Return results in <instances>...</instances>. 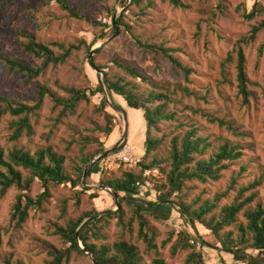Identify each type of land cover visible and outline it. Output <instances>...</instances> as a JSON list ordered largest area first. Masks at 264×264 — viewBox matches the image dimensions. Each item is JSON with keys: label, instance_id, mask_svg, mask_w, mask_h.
<instances>
[{"label": "rangeland", "instance_id": "374dc122", "mask_svg": "<svg viewBox=\"0 0 264 264\" xmlns=\"http://www.w3.org/2000/svg\"><path fill=\"white\" fill-rule=\"evenodd\" d=\"M181 1L184 4L182 7H174L167 0H140L139 5L131 3L130 0L125 5L123 0H69L74 10H81L100 22L92 25L85 20L69 16L57 3L46 4L45 0H0V49L3 54L19 58L31 66L40 63L39 59L23 50L20 43L24 39L18 35L19 32L33 33L38 41L45 43L57 41L66 45H77L81 41L85 42L72 51L65 63L56 66L50 64L43 74L30 82H27L22 74L8 73L0 63V93L19 103L31 105L37 97L36 84L40 83L47 85L60 97H67L61 86L84 89L89 97L88 101L77 102L72 112H66L57 120L62 107L53 108L51 99L46 96L41 108L30 116L34 134L23 135L15 141L9 140V135L12 131L10 123L16 117L5 114L0 120V147L6 153L13 147L34 152L49 145L58 154L64 155L66 172L75 176V167L80 164L82 157L92 154L102 145L109 149L120 140L124 128L120 109L123 108L128 123L125 143L132 156L137 159L144 156L146 126L142 113L140 110L129 108L116 95L113 96L118 105L115 109L105 88L103 94L96 92L98 79H103L104 75L89 62L90 52L87 53L86 45H90V51L100 48L97 54L94 49L91 57L94 56L96 65H105L104 71L108 76L132 80L142 91L155 89L168 94V110L173 111L174 117L162 120L159 131L151 132V135L163 138V142L154 152L158 159L167 158L172 136L183 135L191 127H196L197 134L211 143L209 152L224 142L240 146V159L221 171L218 180L206 184L187 183L194 186L188 192L186 203L204 193V197L210 198L222 194L220 205L230 204L242 188L256 179H261V184L255 189L245 191L242 198L254 193L255 200H263L264 31L258 32L253 41L242 46L249 79L248 105L242 104L237 91L236 41L264 19V12L258 13L251 20L243 18V13L250 11L254 2L259 1L264 5V0ZM122 14L123 22L131 26L132 35L125 32L123 26H119L117 32H111L113 16L117 19ZM102 30L108 35L100 39ZM133 36L141 41L163 44L174 49L173 55L191 69L188 79H185L180 70L173 69L170 62L161 55L142 50ZM92 41L95 43L91 44ZM52 49L55 53L60 52L55 46H52ZM115 59L136 67L148 81H139L129 76L114 62ZM103 96H108L109 100L104 110L113 115L114 128L109 135L104 131L106 120L104 110L100 108ZM221 120L224 123H221ZM99 155L101 154L95 157ZM97 161L99 162L96 170L85 182L87 186L83 185L89 190L80 194L79 204L75 203V189L59 184L50 189V197L41 208L32 207L28 211V218L19 237L11 238L10 231L1 232L0 264H4V258L9 253L29 264H47L45 261L50 257L39 253L33 247L32 238L40 237L58 248L65 247L58 235L51 234V222L64 226L67 220L90 213L83 219V223L93 216L105 215L104 211H115L119 207L120 196L116 205L112 189H106L104 186L107 185L104 183L121 178L125 171L138 173L139 166L111 163L106 157ZM161 166L163 171L158 169L157 177H151L153 186L140 188L138 198L157 201L158 191L154 189V184H165L169 169L167 162H163ZM19 169L23 176L29 174L28 171ZM233 180L235 183L231 186ZM40 191V182L34 180L28 194L34 197ZM93 191L99 196L91 199L89 195ZM16 193L17 190L12 187L0 199L2 228L8 227L10 208ZM155 207L154 213L165 219H155L150 215L147 218L150 225L159 232L156 243L160 245L169 231L173 229L178 232L185 223L174 208H161L157 205ZM126 217H129V213H126ZM238 223H245L242 212L237 215V222L224 230L232 229L237 235ZM97 226L100 227L103 237H91L90 241L110 246L124 239L135 244L144 264H149L153 255L144 253L143 242L136 239V224L133 225L132 231H123L117 226L114 218H104ZM197 232L210 243L217 242L202 226L197 225ZM192 241L196 250L203 251L206 264H242L230 253L218 251L213 246L203 247L199 241ZM170 244L159 247L161 256L167 264H183L188 251H179L172 257L169 253ZM79 245L82 246L81 243ZM62 264L95 263L86 252L80 254L72 251L69 261Z\"/></svg>", "mask_w": 264, "mask_h": 264}, {"label": "trees", "instance_id": "16d2710c", "mask_svg": "<svg viewBox=\"0 0 264 264\" xmlns=\"http://www.w3.org/2000/svg\"><path fill=\"white\" fill-rule=\"evenodd\" d=\"M127 1L123 0V4L125 5ZM130 1L136 5L140 3V0ZM167 1L174 7L184 6L181 0ZM52 2L57 3L71 17L85 20L92 25L100 24L98 20L92 19L81 10H74L69 0H45L46 4ZM149 4L151 3L149 2ZM262 12H264V5L259 1L254 2L251 10L243 13V18L251 20ZM122 17L123 14L116 19L117 27L112 24L111 32L115 33L116 28L123 26L124 31L132 35L131 26L124 23ZM260 31H264V19L257 25L252 26L248 34L242 35L236 41L237 91L243 105L249 104L250 91L242 46L253 41ZM18 35L24 39L20 43L23 50L32 57L39 59L40 63L31 66L19 58L3 54L1 49L0 63L8 73L24 75L27 82L43 74L50 64L56 66L65 63L73 50H77L81 44H85L84 41L77 45L72 43L66 45L57 41L45 43L38 41L33 33L19 32ZM107 35L106 31L102 30L99 38L103 39ZM133 39L142 50L161 55L167 59L173 69L180 70L185 79H188L191 69L183 65L173 55L174 49L165 47L163 44L141 41L134 36ZM93 43L95 41H92L91 44ZM52 46L57 47L60 52L55 53ZM86 50L87 53L90 52V45H86ZM99 52L100 48L94 50L95 54ZM93 57L91 65L104 75V84L102 86L97 83L96 92L103 94L105 88L111 99L112 107L115 109L118 105L114 101V95L120 97L129 108L140 110L142 113L146 126L145 153L140 159L139 169L156 167L163 171L161 164L167 162L169 169L166 173V183L154 184V189L158 191V194L156 195L157 201L153 202L137 197L141 192V187L135 184L136 180L141 178L139 173L125 171L121 178L105 181L104 184L120 196L119 207L105 215L93 216L82 225L83 219L90 213L71 218L66 221L64 226L57 222H51L49 224L51 234L58 235L63 240L65 247L58 248L45 239L33 237V247L39 253L50 257L45 262L47 264L67 263L72 251L85 254V250H88L95 264H144L137 246L124 239H120L110 246L105 243L98 244L90 241L91 237H103L100 227L97 226L98 222L104 218H114L117 226L123 231H132L133 225L136 224V239L143 242L144 253L153 255L149 264H167L160 254L159 247H164L168 243H171L169 253L172 257L179 251H188L183 264H206L203 251L196 250L195 245L190 243V240H194V243L199 241L203 247L213 246L218 251L230 253L235 260L240 261L242 264H264V199L255 200L254 193L242 198L245 191L258 187L261 184V179H256L242 188L236 199L230 204L220 205L222 194L210 198L204 197V193H200L189 203L185 202L188 192L194 186H189L187 183L206 184L218 180L221 171L226 170L231 163L240 159L242 155L240 146L224 142L209 152L211 143L205 137L197 134L196 127H191L183 135L172 136L167 158L165 160L158 159L154 152L163 142V138L151 135V132L159 131V124L162 120L174 117L173 111L168 110V94L158 92L155 89L142 91L132 80L108 76L104 71L105 65H96ZM114 62L134 79L148 81L147 77L131 64L119 62L117 59ZM36 88L37 97L31 105L19 103L0 93V120L5 114L16 117L10 123L12 131L9 140L11 141L18 140L23 135L32 136L34 134L30 116L36 114L41 108L46 96L51 99L53 108L62 107L57 120H60L66 112H72L76 103L80 100H89L88 93L84 89L61 86V89L67 93V97H60L45 84L38 83ZM107 105L108 102L103 96L100 108L104 110ZM104 116L106 120L104 131L109 135L114 128L112 124L113 115L104 110ZM220 122L224 123L222 120ZM106 149L102 145L92 154L82 157L80 164L75 167L76 175L72 176L64 168V155L58 154L49 145L38 148L34 152L20 147H13L6 153L0 147V199L4 197L10 188L13 187L17 190L10 208L8 227H0V234L2 231H10L11 238L19 237L28 218V211L32 207L41 208L43 203L50 197V189L59 184L69 185L75 189V203L79 204L80 194L89 190L81 182L84 168L96 155L104 153ZM98 162H94L87 170L85 182L96 170ZM19 168L28 171L29 174L23 176ZM34 180L40 182L41 191L31 197L28 191ZM234 183L235 180H233L231 186ZM89 196L94 199L99 194L93 191ZM156 205L161 208H174L185 223L180 231L175 232L173 229L169 231L160 245L156 243L159 232L150 225L147 218L150 215L155 219H165L154 213ZM241 212L245 223H238L239 232L237 235L234 234L232 229L224 230L237 222V215ZM126 213H129V217H126ZM197 225L202 226L217 242L212 244L203 239L197 232ZM79 243H81L83 249ZM4 264L29 263L15 258L12 253H9L4 258Z\"/></svg>", "mask_w": 264, "mask_h": 264}, {"label": "built area", "instance_id": "2783aa9c", "mask_svg": "<svg viewBox=\"0 0 264 264\" xmlns=\"http://www.w3.org/2000/svg\"><path fill=\"white\" fill-rule=\"evenodd\" d=\"M106 159L111 163L124 164L129 167H136L140 162V159H137L130 154L129 147L126 143L123 144L119 150L108 155ZM138 173L141 175V178L136 180L135 184L141 188L147 189L153 186L151 177H157L158 168L154 167V168H145L142 170L139 169ZM176 227L178 228L177 225ZM191 243H193L192 240Z\"/></svg>", "mask_w": 264, "mask_h": 264}, {"label": "water", "instance_id": "95a60500", "mask_svg": "<svg viewBox=\"0 0 264 264\" xmlns=\"http://www.w3.org/2000/svg\"><path fill=\"white\" fill-rule=\"evenodd\" d=\"M112 22H113V25L116 27V16H115V15L113 16ZM116 32H117V28H116ZM94 49H96V48L91 49V51H90V53H89V56H88V59H89L90 64L92 63V57H91V55H92V52H93ZM98 83H100V84L103 86V84H104V78L101 79V80L98 79ZM107 95H108V93H107ZM108 96H109V95H108ZM108 96H106V100L109 102V100H108ZM120 113H121V115H122V120H123V123H124V128H123V134H122V137H121L120 140H119L117 143H115L111 148L107 149L104 153H102V154L99 155L98 157L93 158V159H92V160L86 165V167L84 168L83 174H82V178H81V182H82V184L85 185V186H87V185L85 184V177H86V173H87V170L89 169L90 165H91L92 163H94L95 161H97V160H99V159H102V158H105V157H107L108 155H110L111 153H113V152L119 150V149L122 147V145L126 142L127 132H128L127 115H126V112H125V110H124L123 108L120 109ZM104 187H105L106 189L110 190V191H111V189H112V188H110V187H108V186H104ZM112 191H113V190H112ZM112 195H113V197H114L115 200H116V205H118V200H117V199H118V194H117V192L113 191ZM111 211H112V210H107V211H104L103 213H108V212H111ZM98 214H100V213H98ZM101 214H102V213H101ZM83 223H84V222H83ZM83 223H81V224H83ZM80 247L83 249V246H80ZM85 252L91 256V254H90V252H89L88 250H85ZM91 259H92V256H91ZM92 261L94 262L93 259H92ZM94 263H95V262H94Z\"/></svg>", "mask_w": 264, "mask_h": 264}]
</instances>
